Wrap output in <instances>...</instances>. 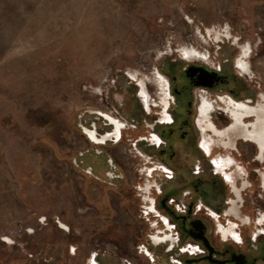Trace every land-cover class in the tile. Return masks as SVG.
<instances>
[{"label":"rangeland","instance_id":"obj_1","mask_svg":"<svg viewBox=\"0 0 264 264\" xmlns=\"http://www.w3.org/2000/svg\"><path fill=\"white\" fill-rule=\"evenodd\" d=\"M227 29L253 46L245 75L259 101L264 0H0V264H152L132 146L93 145L81 125L97 111L123 120L126 80H148L158 100L164 62H237L234 39L220 37ZM191 45L208 57L185 58ZM102 150L126 181L90 174L105 158L87 156ZM258 180L247 196L255 211L264 207Z\"/></svg>","mask_w":264,"mask_h":264},{"label":"flooded vegetation","instance_id":"obj_2","mask_svg":"<svg viewBox=\"0 0 264 264\" xmlns=\"http://www.w3.org/2000/svg\"><path fill=\"white\" fill-rule=\"evenodd\" d=\"M220 37L234 39L237 62L211 67L188 61L181 69L164 62L154 81L158 100L148 80H126L123 120L97 111L81 125L93 145L123 139L132 146L139 216L151 227L142 230L141 248L152 264H264V207L255 211L247 199L256 179L264 189V93L258 101L259 91L245 75L252 72L251 43L241 44L229 29ZM180 51L188 59L208 57L195 45ZM87 157L105 158L89 163L97 179L105 174L126 181L124 165L119 176L103 150Z\"/></svg>","mask_w":264,"mask_h":264}]
</instances>
